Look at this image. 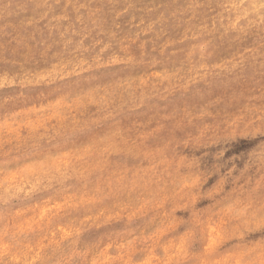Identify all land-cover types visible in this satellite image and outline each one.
<instances>
[{
  "label": "rangeland",
  "instance_id": "374dc122",
  "mask_svg": "<svg viewBox=\"0 0 264 264\" xmlns=\"http://www.w3.org/2000/svg\"><path fill=\"white\" fill-rule=\"evenodd\" d=\"M0 264H264V0H0Z\"/></svg>",
  "mask_w": 264,
  "mask_h": 264
}]
</instances>
